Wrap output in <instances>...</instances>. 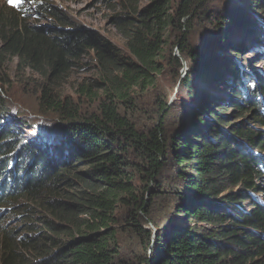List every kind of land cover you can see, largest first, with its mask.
I'll use <instances>...</instances> for the list:
<instances>
[{
  "label": "trees",
  "instance_id": "trees-1",
  "mask_svg": "<svg viewBox=\"0 0 264 264\" xmlns=\"http://www.w3.org/2000/svg\"><path fill=\"white\" fill-rule=\"evenodd\" d=\"M175 1L155 0L143 11L135 0L121 1L112 22L126 54L95 32L62 26L61 14L43 0L35 14L61 25L40 26L26 17L27 8L21 13L0 6V109L8 83L4 65L15 60L18 68L47 80L39 91V115L58 123L65 132L60 143L66 146L63 152L48 146L39 153L25 147L24 156L34 166H24L16 176L10 165L16 149L0 144V209L26 202L17 206L25 218L22 236L0 226V264H264V201L259 196L264 195V78L258 76V87H246L238 72L215 80L218 73H209L208 60L202 58L197 67L199 52L185 49L191 17L211 0ZM259 3H253L255 8ZM251 20L245 30L259 48L261 31ZM173 46L193 63L179 86L184 105L181 100L168 105L160 91L165 73L180 77L182 65ZM89 51L95 53L98 76L76 91L94 101L96 109L83 114L81 105L62 100L53 89ZM201 67H208L205 79L216 85L240 87L242 100L232 92L204 103L209 97L200 93L197 105L203 109L190 110L194 120L185 124L182 108L187 111V99L199 92L190 80L198 78L195 69ZM141 95L153 97L146 110ZM226 112L245 120L233 124ZM206 116L227 130L213 129L210 139L202 131L214 125ZM46 150L59 152L57 162L51 164ZM68 159L74 160L67 165ZM81 162L84 169L77 176L69 167ZM56 165L62 166L59 173ZM171 171L177 184H167ZM59 185L75 193L65 194ZM169 194L179 203L170 208L162 230L155 218L159 199ZM127 236L137 241V251L125 244Z\"/></svg>",
  "mask_w": 264,
  "mask_h": 264
},
{
  "label": "rangeland",
  "instance_id": "rangeland-1",
  "mask_svg": "<svg viewBox=\"0 0 264 264\" xmlns=\"http://www.w3.org/2000/svg\"><path fill=\"white\" fill-rule=\"evenodd\" d=\"M121 1L122 0H43V4L51 6L56 13L61 14L60 18L65 23L62 26H66L73 30H89L95 32L113 47H116L122 54H126L127 49L124 41L112 22V17L117 13V10H119ZM135 1L138 3L139 11H143L155 0ZM178 1L179 0H176L175 2L177 3ZM38 2L40 3V0H19V3L28 7L29 10L26 13V17L33 22L39 23L40 26H47L50 28L61 25L54 20L53 17L44 15L37 16L35 14V9ZM254 2H260L258 5V7L260 6L259 9L255 8L257 5H254ZM6 3H8L7 0H0V6ZM247 5L254 6L252 9L256 10H250L251 7H249V9ZM262 5H264V0H211L204 9L196 14V16L191 17V15L184 18L183 21L190 17L192 19L190 22V27H192V29L190 31V41L188 42L189 46L185 49L186 51L190 48L197 49L200 56L196 59L199 60L197 67L201 65L200 62L203 58L208 60L206 64L210 67L209 73H213L214 70L218 73L214 78L215 80H220V75H229L232 77L229 72L233 70L243 77L242 80H246V87L249 85L251 87H258V76L261 75L264 78V6ZM241 17L242 19H240ZM251 19L254 20L256 28L261 31L262 39L260 41L262 46L259 48H256L254 37L245 30L248 26V21H252ZM250 29L251 27L249 31ZM222 33L225 35L226 39L221 37ZM219 37L223 41H220ZM172 51L175 57L180 58L182 65L180 77L176 80V78L172 77V73H165L161 78V86L163 89L158 86L160 91L164 93L168 105H173L176 101L180 102V100L183 104V99L180 98L179 86L181 80L189 74L193 65L188 59L180 55L178 47L173 46ZM207 68L202 69L201 67L202 70L200 68L195 69V75L199 76H197V79L193 77L190 80L191 84L194 85L199 92L197 93V91H195L194 95L187 99L189 100L187 111L184 112V108H182V115L180 118H183L185 124L194 120L193 115H190L191 113L200 112V110L202 111L203 109L200 108L203 105L202 103L197 105L198 94L200 95V93H204L209 97L204 103H208L207 100H212L213 97L224 100L228 98V96L231 97L232 92H237L240 100H242L240 95L242 90L239 89L240 87L238 89L234 87H232V89L229 87L226 88L223 85L230 86L228 83L222 82V84L216 85V81L205 79L204 73ZM4 69L5 79L8 83H6L3 88L5 103L4 106L1 107L2 109H0L1 120L3 116V122L0 123V144L4 142L9 143V146L16 149L15 152L12 153L11 158L16 156L15 170L16 176H19L24 166L30 168L33 165L30 163L31 157L24 156L23 150L25 147L27 148V152L32 148L33 150L31 151L39 153L44 149H48V146L49 148L55 146L57 150L63 152L66 146L62 145L60 142L63 141L65 132L63 129L59 130L57 126L58 123H53L49 120L45 121L39 115V91L47 80L28 70L18 68L15 60H11L6 66L4 65ZM98 69L99 66L95 58V53L89 51V54L81 58L77 67L71 70L58 84H56L53 90L56 94L60 95L59 97L62 100L68 99L72 105H81L80 107L85 110L83 114L90 113L96 109L95 102L87 99L76 90L79 84L97 79ZM231 73L235 75L233 72ZM230 79L231 78H229V80ZM185 96L186 94H184L183 98ZM152 98V95L140 96V103L143 104L145 110L147 109V106H145L147 105L146 103L151 102L153 100ZM91 102L93 104H91ZM190 110H192L191 113ZM201 114L203 115V113ZM226 115L227 120L233 121V124L245 120V118L236 120L231 112H226ZM205 120L207 123L213 122L214 124L211 129H209L211 124L209 127L202 126V131H204L206 136L210 139L213 137V129L227 130L228 126L223 129L220 121L216 120L214 117L209 118L206 116ZM187 127V125H184L185 129ZM260 130L262 129L256 128V131ZM7 133L9 136L5 138ZM52 141L55 142L52 144ZM57 141H59L60 144H58ZM39 143L42 147L37 146ZM35 153L34 155H36ZM46 153L51 155V157H49L51 159V164L57 162L56 158H58L59 152L48 153V150H46ZM37 158H39V156H37ZM60 159L61 156L59 157V160ZM73 160L74 159L66 160L67 165L71 164ZM61 167L62 166L58 167L56 165L55 171L59 173ZM69 168L72 173L76 171L77 176H80L79 173L84 169V165L81 162L77 165L73 164ZM169 175L170 179L167 180V184H177L178 181L175 178L174 171H171ZM52 176L53 175H49L48 178ZM60 179L65 180V176H61ZM59 189L63 190L65 194L66 192L75 193V190H70L62 185H59ZM259 196L260 199L264 201V195L260 194ZM60 199L67 200L65 198ZM67 201L70 202V200ZM159 201L160 206L155 221L163 230L167 227L168 222L165 223V221L170 208L178 204L179 201L171 194L160 198ZM25 203V201L18 200L5 207V209L1 208L0 226H4L7 230H11L14 233L16 232V235L22 236L24 234L23 225L25 223V218L22 217L20 209L17 206L25 205ZM55 223L60 224V222ZM178 224L179 223H177V225ZM149 228L153 230L154 236L157 233L154 226L149 225ZM51 237L54 238L55 236ZM59 239L65 240L66 237L62 235ZM125 244L134 251L139 249L137 241L132 236L126 237ZM49 245L50 243L48 246Z\"/></svg>",
  "mask_w": 264,
  "mask_h": 264
},
{
  "label": "clouds",
  "instance_id": "clouds-1",
  "mask_svg": "<svg viewBox=\"0 0 264 264\" xmlns=\"http://www.w3.org/2000/svg\"><path fill=\"white\" fill-rule=\"evenodd\" d=\"M7 1H8V3H6V5H7L8 7H12V8H14V9H16L18 12L24 13V11L26 10V8L28 9L27 6H24L23 4H21V3H19V2H18L17 4H15V6H14L12 0H7ZM28 10H29V9H28ZM26 15H27V14H26ZM15 158H16V156H14L13 158L10 159V165H11V167L14 168V169H15Z\"/></svg>",
  "mask_w": 264,
  "mask_h": 264
},
{
  "label": "snow or ice",
  "instance_id": "snow-or-ice-1",
  "mask_svg": "<svg viewBox=\"0 0 264 264\" xmlns=\"http://www.w3.org/2000/svg\"><path fill=\"white\" fill-rule=\"evenodd\" d=\"M12 2L14 4V6H15V4H17L19 2V0H12Z\"/></svg>",
  "mask_w": 264,
  "mask_h": 264
}]
</instances>
